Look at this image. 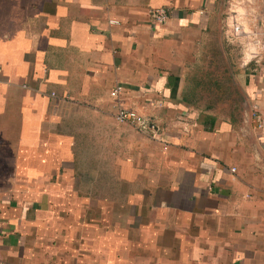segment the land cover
<instances>
[{
    "label": "crops",
    "instance_id": "0c3cea01",
    "mask_svg": "<svg viewBox=\"0 0 264 264\" xmlns=\"http://www.w3.org/2000/svg\"><path fill=\"white\" fill-rule=\"evenodd\" d=\"M222 7L0 0V264H264V63L241 120L192 79Z\"/></svg>",
    "mask_w": 264,
    "mask_h": 264
},
{
    "label": "rangeland",
    "instance_id": "374dc122",
    "mask_svg": "<svg viewBox=\"0 0 264 264\" xmlns=\"http://www.w3.org/2000/svg\"><path fill=\"white\" fill-rule=\"evenodd\" d=\"M222 5L223 35L193 67L196 71L192 79L196 81L200 76V80H208L209 84L214 81L215 93L201 96L205 100L216 97L221 102V112H231L241 120L246 104L241 87L245 71L263 73L259 68L264 63V0H222ZM211 71H215L214 77ZM230 72L234 77H229ZM246 114L252 120L256 116L251 110ZM98 191L101 194L103 190Z\"/></svg>",
    "mask_w": 264,
    "mask_h": 264
},
{
    "label": "built area",
    "instance_id": "2783aa9c",
    "mask_svg": "<svg viewBox=\"0 0 264 264\" xmlns=\"http://www.w3.org/2000/svg\"><path fill=\"white\" fill-rule=\"evenodd\" d=\"M149 14L152 18V20L157 23V24H162L166 21L168 17V12L165 10V8H154L149 11ZM119 92V87H115L111 91V95L116 96L118 95ZM115 119L120 121V122H130L136 126H143L147 125L146 120L136 114L134 111L125 109V108H118L115 114ZM232 172H234V168H230Z\"/></svg>",
    "mask_w": 264,
    "mask_h": 264
}]
</instances>
